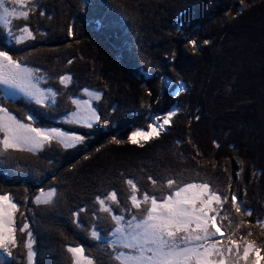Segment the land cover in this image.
Returning a JSON list of instances; mask_svg holds the SVG:
<instances>
[{"label": "trees", "instance_id": "trees-1", "mask_svg": "<svg viewBox=\"0 0 264 264\" xmlns=\"http://www.w3.org/2000/svg\"><path fill=\"white\" fill-rule=\"evenodd\" d=\"M28 9L24 24L37 39L18 45L0 29V50L51 79L45 87L55 99L86 88L100 93V119L91 128L60 124L67 106L18 100L21 109H13L0 100L19 119L31 114L44 128L85 137L71 151L52 142L36 154L0 155V193L20 206L16 225H30L33 264H73L69 246H82L93 264H115L107 241L115 222L96 197L115 190L122 207L137 212L129 178L138 195L166 194L167 179L208 183L229 197L224 208L240 223L235 238L251 231L247 239L264 248V227L256 223L264 221V0H35ZM65 75L73 77L67 88L56 82ZM179 84L184 90L175 95ZM172 109L159 137L127 142ZM51 189L52 202H35ZM233 193L251 216L235 212ZM223 223L227 230L229 220ZM16 239L10 254L0 249V264H29L27 233L17 231Z\"/></svg>", "mask_w": 264, "mask_h": 264}, {"label": "snow or ice", "instance_id": "snow-or-ice-1", "mask_svg": "<svg viewBox=\"0 0 264 264\" xmlns=\"http://www.w3.org/2000/svg\"><path fill=\"white\" fill-rule=\"evenodd\" d=\"M9 2L19 5V8L10 9L5 6L4 0H0V25L10 28V18L28 20L30 12L27 10L26 0ZM21 31L29 38H34L27 25L22 26ZM17 39L22 40L23 36ZM191 42L196 47V42ZM69 79L70 77L65 75L60 82L63 84ZM0 86L22 93L37 105H45L49 100L55 103L56 93L40 87L37 71L15 60L7 50H0ZM89 95L95 99L100 98L99 93ZM73 103L77 106L83 103L87 107V115L74 113L79 117L78 123L91 128L94 122L99 121L97 110L90 106L89 101L73 100ZM175 115L176 112L172 111L163 118H153L156 122L149 123L150 130H133L127 142L137 144L140 140L146 142L159 137L160 131L170 125ZM27 119L31 123L22 122L9 109L0 106V133L3 134L0 137V155L9 150L35 153L45 145H50L52 141L62 144L66 149L85 141V137L80 134H70L58 128H44L36 124V117L31 114ZM113 142L122 141L114 138ZM149 179L153 180V184L157 183L152 177ZM126 182L131 189V207L137 212L132 213L128 208L122 207L115 190L104 197H96L100 210L111 214L115 222V227L111 230L114 237L111 244L114 259L118 264H240L241 261L243 264H260V261L264 260V256L260 255L264 248L258 247L256 241L247 239L253 235L251 231L246 235L240 234L239 239L235 238L240 223L233 224L228 210L224 208L229 197L212 189L208 183H184L167 179L163 181L169 190L166 194L156 195L144 190L142 195H138L141 189L134 179L129 178ZM55 195L56 189L42 191L41 195L35 198V202L50 203ZM106 201L121 207L122 211L115 212ZM231 205L236 213L243 211L246 215H252V210L244 207L234 193L231 195ZM19 207L9 194L0 193V249L10 254V248L20 243L16 239V232H26L27 259L29 264H33L36 253L32 247V233L28 231L30 225L27 222L16 225L15 213ZM224 220H229L227 230H223ZM256 223L264 227V221L257 220ZM91 235L94 239H99L98 230H93ZM125 249L127 251H124ZM67 250L72 254L74 264H93V258L85 255L82 246H69Z\"/></svg>", "mask_w": 264, "mask_h": 264}, {"label": "rangeland", "instance_id": "rangeland-1", "mask_svg": "<svg viewBox=\"0 0 264 264\" xmlns=\"http://www.w3.org/2000/svg\"><path fill=\"white\" fill-rule=\"evenodd\" d=\"M35 0H26V2H27V4H28V7H29V5H32L33 4V2H34ZM4 2H5V6L6 7H8V8H12V7H17V8H19V5H13V4H11L10 2H9V0H4ZM27 10H29V9H27ZM11 19V27L9 28L8 26H5V25H0V29L3 31V33L5 34V36L7 35V37L9 38V39H11V38H14L15 39V44H24V43H26L27 41H34V40H36L37 39V35L36 34H34L33 33V29L31 30L32 31V33H33V37L34 38H29L28 36H27V34L26 33H23L22 31H21V27L22 26H24L25 24H24V22L26 21V20H24L23 18H19V19H15V18H10ZM17 21L19 22V24L17 23ZM22 21V22H21ZM21 36H23V39L22 40H19L18 41V37H21ZM5 40V39H4ZM128 41V40H127ZM128 42H132V41H128ZM10 44V43H9ZM147 44L149 45V43L147 42ZM151 46V45H150ZM29 68H30V66H28ZM40 78V77H39ZM73 77H70V79L69 80H67V81H65L63 84L61 83V82H58V79L56 80V82L58 83V84H60L62 87H68V85L71 83V79H72ZM49 82H52V80L51 79H47V82L46 81H44L42 78H40V87H42L43 89H50V88H48V87H45V84L47 83H49ZM170 84L171 83H166V85H168L169 87H170ZM51 90V89H50ZM184 90V85H182V84H179L176 88H175V90H174V94L175 95H177V94H179L181 91H183ZM0 91L2 92V96H0V100H2L3 98L5 99V100H7V101H2V103L3 104H6V105H8V106H10L11 108H13V109H21V106H20V102L18 101V100H26V101H28V102H31V103H35L34 101H32V100H30L29 98H27L26 96H24L22 93H20V92H16V91H13V90H9V89H6V88H4V87H2V86H0ZM76 91H77V89H76ZM80 91V93L79 94H77V95H79V96H77V97H72L71 95H74V94H71L72 92H67V93H65L64 94V98H66L65 100L64 99H61V100H58L57 98L55 99V105L56 106H67V107H69L70 108V111L69 112H67L66 113V116L65 117H63V118H61L60 119V124H66V125H76V126H78V127H84V128H89V127H87V126H85L83 123H78L77 122V120L79 119V117L77 116V115H74V113H77V112H79V113H82V114H84V115H87V107L83 104V103H81L79 106H77L76 104H74L73 103V100H79V101H89V104H90V106L92 107V108H95L96 109V107H95V103L97 102V101H99V99H95V98H93L91 95H89V93H98V92H96V91H94L93 89H89V88H86L85 90H83V89H81V90H79ZM100 94V93H99ZM2 103H0V106H1V104ZM47 104H53L52 102H51V100H49L45 105H47ZM45 105H39V107H41V108H43V106H45ZM172 111H175L174 109H172L171 111H169V113L170 112H172ZM12 113V112H11ZM98 113V112H97ZM12 114H14V113H12ZM15 115V114H14ZM21 115H22V112H21ZM29 114H26L25 116H23V117H20V119L22 120V122H25V123H29V120L27 119V116H28ZM167 115V114H166ZM165 115V116H166ZM17 116V115H16ZM164 116H161L160 118H163ZM152 123H155L156 121H154V119L151 121ZM97 122H94L93 124H96ZM170 124H171V122H170ZM166 127H168V126H165V129H162L161 131H160V133L161 132H163V131H166ZM46 128H58V129H63L64 131H65V129L64 128H62L61 126H50V127H46ZM150 130V129H149ZM66 132H68V133H70V134H72V133H75V134H78V132H74V131H66ZM2 133H0V137H2ZM139 139V138H138ZM150 140V139H149ZM148 141V140H147ZM52 142H54V143H57V144H59L62 148H65L62 144H60V143H58V142H56V141H52ZM145 141H143V140H140V142L139 143H144ZM81 144H79V145H76L75 147H77V146H80ZM45 147V146H44ZM43 147V148H44ZM75 147H72V148H65L64 150H67V151H71V149H73V148H75ZM26 151V150H25ZM29 152V151H28ZM39 152V151H38ZM30 153H32V154H36L37 152H35V153H33V152H30ZM42 191H44V190H41V192ZM44 192H47V191H44ZM41 195V193L38 195V196H40ZM12 198V197H11ZM42 199H43V197H42ZM21 214V217H22V213H20ZM127 216V215H126ZM112 233V232H111ZM114 239V237L113 236H109V238H107V241L110 243V246H111V248H110V250H109V253H110V255H111V257H112V259H113V261L115 262V264H118V261H116L115 259H114V252H113V248H112V244H111V241ZM217 239H219V237H217ZM101 247H104V245L103 246H101ZM124 251H127L126 249L124 250ZM85 255L86 256H88L87 255V253L85 252ZM71 256H72V254H71ZM89 257V256H88ZM72 258H73V256H72ZM73 264H74V258H73ZM241 264H243V261H241Z\"/></svg>", "mask_w": 264, "mask_h": 264}]
</instances>
